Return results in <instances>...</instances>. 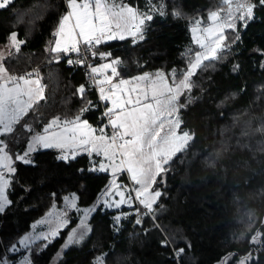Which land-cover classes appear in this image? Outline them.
Here are the masks:
<instances>
[{"label": "trees", "instance_id": "16d2710c", "mask_svg": "<svg viewBox=\"0 0 264 264\" xmlns=\"http://www.w3.org/2000/svg\"><path fill=\"white\" fill-rule=\"evenodd\" d=\"M126 1L141 13L163 4L165 14L152 12L143 40L98 45V56L110 53L111 59L122 61L118 78L125 79L152 72L170 75L173 70L179 77L188 67L189 55L197 51L190 23L220 9V0ZM252 2L257 7L248 26L239 23L236 32L225 31L229 47L219 53L223 58L204 61L208 66L192 77V102L180 117L181 130L194 139L157 177L152 190L162 195L152 218H141L143 208L135 203L118 210L98 203L110 175L91 170L87 155L63 160L59 151L48 149L35 151L27 158L29 163L18 159L30 138L54 117L70 120L87 107L82 120L96 128L106 123L91 80L79 67L68 66L63 53L50 50L67 13L66 0H12L0 9L5 66L16 75L38 72L45 96L13 132L0 136L14 169L5 174L8 203L0 213V264L6 259L15 264L24 252L10 254L6 249L16 247L34 222L71 194L79 207H93L94 212L86 238L64 251L56 264H94L100 256L103 264H238L245 258L246 264H264V7L258 0ZM13 32L23 41L19 52L9 47ZM235 65L239 67L234 69ZM187 95L180 97L181 103ZM242 131L248 134L241 136ZM216 152L221 153L219 158ZM117 181L128 184L124 173ZM117 212L122 214L119 222L114 218ZM137 216L140 223H135ZM76 222L72 214L57 238L34 243L31 264H51ZM257 232L261 242L251 243ZM164 238L174 249H184L178 262Z\"/></svg>", "mask_w": 264, "mask_h": 264}, {"label": "snow or ice", "instance_id": "6c2138e0", "mask_svg": "<svg viewBox=\"0 0 264 264\" xmlns=\"http://www.w3.org/2000/svg\"><path fill=\"white\" fill-rule=\"evenodd\" d=\"M10 3L12 0H0V9L6 8ZM66 3L69 11L59 21L54 33L58 39L54 41L50 50L65 54L74 52L82 57L75 61L80 64L86 59L81 45L84 52H91L93 57H97L94 49L105 41L131 37L133 43H136L144 39V25L146 21L153 19L152 12H157L161 16L165 14L163 4L151 7L149 12L141 13L134 7L124 4L122 0H66ZM258 4L264 7V0H258ZM256 7L257 3H253L252 0H220V8L222 10L227 8L223 17L219 11H211L207 18L211 23L203 28L200 27L203 21L196 20L192 31L194 34L200 32V35L194 36L200 51L189 55L188 67L179 77L173 70L170 75L156 72L128 79H116L120 76L118 66L122 63L119 59H112L100 66H89V78L98 87L100 100L111 103L104 112L107 124L97 130L87 120H82L81 116L88 110L87 107L82 108L80 114L70 120L54 117L44 128L43 135L33 136L28 152L34 151L39 145L44 148L67 149L72 158L79 152L102 156L107 163H100L99 170L111 168L112 186L117 188L116 194L120 197L115 206L132 204L131 193L125 198L124 191L120 190L115 180L118 171H126L134 184L139 186L133 189L135 199L139 200L146 214L154 213L153 206L162 195L159 190H152L157 177L168 170L166 166L173 157L186 151L194 139L189 131L181 130L183 121L180 117L181 110L186 109L192 102L190 95L194 87L192 77L202 66H208L204 61L223 58L219 53L229 47L225 44L227 39L225 29L236 32L237 21L241 27L246 28L254 18ZM175 15L179 17L181 13L177 11ZM235 39H239L238 33ZM22 43L23 41L17 39L15 32L10 34V48L19 52ZM109 56L110 53H99L101 60H107ZM5 58V54L0 52V136L13 132L14 125L45 99L39 73H26L20 76L11 74L4 64ZM68 63L72 64L74 61L68 60ZM238 67L235 65L234 69ZM78 92L83 98L85 88L81 86ZM186 93L188 94L186 101L181 103L180 97ZM109 126L112 129L110 136L106 134V128ZM54 127H62V131L49 135L50 129ZM247 134L246 131L241 132V136ZM6 148L7 145L0 139V170L7 169L11 173L14 169L11 167V157L5 151ZM27 155L28 153H25V156L18 159L29 163L30 161L25 159ZM214 155L219 158L221 153L216 152ZM60 158L66 160L69 156L61 155ZM211 163L214 165L215 161L212 160ZM7 184L4 172L0 171V212L4 211L8 203L4 194ZM90 211L92 209L85 210V219ZM119 219L120 217H116L117 222ZM137 223L140 221L137 220ZM81 227L87 231L84 221H81ZM50 235L55 236L56 231H52ZM83 235V232L78 234L74 231L65 247L78 242ZM260 237L261 233L257 232L251 238V243L259 244ZM43 238L48 239L47 236ZM28 240L29 238L25 237L21 243L26 245ZM183 251L182 248L177 249L176 255L179 256ZM247 259L241 261V264H246ZM96 264H103V258H97Z\"/></svg>", "mask_w": 264, "mask_h": 264}, {"label": "crops", "instance_id": "0c3cea01", "mask_svg": "<svg viewBox=\"0 0 264 264\" xmlns=\"http://www.w3.org/2000/svg\"><path fill=\"white\" fill-rule=\"evenodd\" d=\"M126 39H127V38H126ZM124 40H125V39H124ZM115 41H117V40H115ZM118 41H121V40H118ZM103 53H104V52H103ZM110 60H112L110 57H108L107 60H101V59L99 58V56H98L97 65H96V66H100V65H102L103 63L109 62ZM153 73H156V72H152V73H150V74H153ZM143 74H144V73H143ZM140 75H141V74H140ZM116 79H119V78L117 77ZM113 82L115 83L116 81L114 80ZM105 102L107 103V108L111 106L110 101H105ZM52 119H53V118H52ZM52 119H50V120L45 124L44 128L50 123V121H51ZM62 120H64V119H62ZM92 127H93V126H92ZM44 128H43V130L41 131V133H38V134H36V135H43V134H44ZM93 128H96V127H93ZM96 129L99 130L98 127H97ZM60 131H62V127H54V128H52V129H50V131H49L48 134L51 135L53 132H60ZM34 136H35V135H34ZM32 138H33V136L30 138V140H29V142H28V144H27L26 150H25L24 154L22 155V156H25V153H28V155L25 157V159H27V158H28L31 154H33L35 151H38V150H48V149H52V150H57V151H59V152H60V156H61V155H68L69 158L66 159V160L74 159V158H72V155L70 154V152H69L67 149H65V150H61V149L54 148V147H53V148H44V147H42V146L37 145V146L35 147V150L29 153V152H28V147H29V145L32 143ZM79 154H81V152H79L78 154H76L75 157H77ZM88 156H89V158H90V160H91V163H92L91 168H90L91 170H92V169H95V170L98 171V172H104V173H107V172H105V171H100V170H99V165H100V163H107V162L104 160V158H103L102 156H98V155H96L95 153H92L91 155H88ZM19 157H21V156H19ZM19 160H21V159H19ZM63 160H65V159H63ZM22 161H23V160H22ZM11 164H12V161H11ZM0 171H3V172H4V175L8 173L7 169H2V170H0ZM122 173H124V174L126 175L128 182L131 183L135 188H138V187H139L138 185H135V184H134V182L130 179V174L127 173V172L125 173V171H124V172L122 171L120 174H116V175H115V180H116V183H117L118 185H119L120 183H118L117 178H118ZM108 174H109V173H108ZM109 175H110V174H109ZM111 180H113V176L110 175V181H111ZM4 194H5V192H4ZM73 204H74L75 206H73ZM6 205H7V204H6ZM6 205H5V207H6ZM5 207H4V209H5ZM88 209H92V211L88 212V214H87V218L85 219V210H88ZM93 212H94V208H93V207H85V208L79 207V206L77 205V198H76L75 195L71 194V195H67V196H65V197L63 198V202H62V204H61L60 207H57V206H56V207H55V206L52 207V208H51V209H50V210H49V211H48L43 217H41L39 220H37L36 222H34V223L31 225V228H30V230H29L28 233H26L25 235H23V236L20 238V240L18 241L17 246H18V250H19V251H23L24 254L21 255V257L15 262V264H18L19 261L21 260V258L26 254V252H25L26 248H25V246L22 247L23 244L21 243V241L24 240L23 238H25V236H27V235L29 236V235L33 234V235H36V237H39L42 233H45L46 230H52L50 227L52 226L51 224L54 223V224H56L55 226L58 225V229L55 230V231H56V237L51 235V236H50V239H51V238L55 239V238L58 237L57 235L59 234V232H60L61 230L65 229V228L68 226V224H69V219L72 217V214H73V217L77 219V222H76V224L74 225V227H72L71 230L69 231V233H70L69 236H71L72 233H73L74 231L77 232L78 234L83 232L84 235H83V238L80 239L78 242H73L72 244H69V247H68V248L65 247V244H63V245H62V247H63V251H66V250L70 249V248H71L72 246H74V245L80 244V243L84 240V238H86V236H87L88 233H89V227H87V231H85V229L81 227V222H80V220H81V221H84L85 224H86V223L88 224L89 218H90V216L92 215ZM0 213H2V212H0ZM64 221H66V223H63ZM79 222H80V224H79ZM67 236H68V235H67ZM54 237H55V238H54ZM66 238H67V237H66ZM39 241H44V242H46L44 239H40V240H38L37 242H39ZM67 244H68V239H67ZM62 247H61V248H62ZM29 259H30V258H29ZM5 262L11 264L9 260H4L3 263H5ZM3 263H2V264H3ZM238 264H241V261H240Z\"/></svg>", "mask_w": 264, "mask_h": 264}, {"label": "rangeland", "instance_id": "374dc122", "mask_svg": "<svg viewBox=\"0 0 264 264\" xmlns=\"http://www.w3.org/2000/svg\"><path fill=\"white\" fill-rule=\"evenodd\" d=\"M122 2L124 3V4H127L128 5V3H127V1L126 0H122ZM66 6H67V3H66ZM128 6H130V5H128ZM69 11V9H68V7H67V12ZM214 11H219L220 12V15H221V17H223V15H224V13L227 11V8H225V9H217V10H214ZM208 15H209V13L207 14V16L205 17V18H203V19H196V20H201V21H203V23L200 25V27L201 28H203V27H206V26H208L211 22L210 21H208ZM196 20H194V21H192L191 23H190V25H189V33H190V35H191V38H192V41H193V43H194V47L196 48V50L197 51H200V49H199V47H198V45L195 43V39H194V36L195 35H200V32L198 31L197 33H193V31H192V28H193V26H194V22L196 21ZM240 22L239 21H237V24H239ZM227 30H230V29H225V31H227ZM224 34H225V32H224ZM56 37V36H55ZM128 38H131V37H128ZM127 38V39H128ZM56 39H58V37H56L55 38V40ZM117 41L119 40V39H116ZM113 41H115V40H110V41H105V42H103V43H110V42H113ZM64 54V53H63ZM178 154V153H177ZM105 172H107V173H109L111 176H113L112 175V171H111V168L109 167V168H107V170H105ZM122 171H118L116 174H120ZM124 172V171H123ZM125 173H126V171H125ZM112 181L113 180H111V181H109V184L107 185V187L104 189V191L99 195V197H98V203H102L103 205H105V207H107L108 209H115V207L113 206V205H110V204H108L107 203V195H108V193L111 191V189L114 187V186H112ZM116 185H118L117 183H116ZM134 187V186H133ZM135 188V187H134ZM134 204V203H133ZM133 204H131V205H133ZM131 205H129V204H126L125 205V207H131ZM70 220V219H69ZM80 222H81V220H80ZM80 222H79V224H80ZM52 226L50 227L52 230H46L45 231V233H42L39 237H36V235H33V234H31V235H27V236H25V237H28L29 238V240L27 241V244L25 245V244H23V246L22 247H24L25 246V248H26V250H25V252H26V254L21 258V260L19 261V263L18 264H31V261H30V259H29V252H30V247L34 244V243H36L38 240H40V239H44L43 237H45V236H47L48 237V239H44L45 241H46V243H49L50 241H52V240H54L53 238H51L50 239V233L52 232V231H55L56 229H58V225L57 226H55L56 224H54V223H52L51 224ZM86 225H87V227H88V224L86 223ZM69 234L70 233H68V236H67V238L65 239V241H64V243L63 244H67V239L69 238ZM53 236V235H52ZM58 236V235H57ZM55 237H56V235H55ZM54 237V238H55ZM23 239H25V238H23ZM45 243V244H46ZM42 246H44V245H42ZM41 246V247H42ZM68 247H69V245H68ZM67 247V248H68ZM12 249H17L18 250V246H14V247H11ZM64 251H63V247L62 248H60V250L58 251V253L56 254V256L54 257V259L52 260V263L51 264H56V262L60 259V257H61V255H62V253H63ZM100 257H102V256H100ZM99 257V258H100ZM7 260V259H6ZM96 262H97V260H96ZM96 262L94 263V264H96ZM3 264H9V263H3Z\"/></svg>", "mask_w": 264, "mask_h": 264}, {"label": "built area", "instance_id": "2783aa9c", "mask_svg": "<svg viewBox=\"0 0 264 264\" xmlns=\"http://www.w3.org/2000/svg\"><path fill=\"white\" fill-rule=\"evenodd\" d=\"M147 22V21H146ZM133 31H135V29H133ZM98 46L95 47L94 51H96ZM81 49H82V53H83V56L86 57V59L84 60V63L83 64H80V63H75V61H77L78 59H81L82 57L80 56H77L76 53L74 52H69L67 54L64 53V58H65V62L68 66H72V65H75L77 67H79L81 69V72L84 74V76L88 79L89 78V72H90V67L89 66H96L97 65V60H98V55L97 57H93L91 55V52H84L83 50V45H81ZM97 52V51H96ZM68 60H72L74 61V63L72 64H69L68 63ZM26 74V73H24ZM24 74H21V75H24ZM16 75V74H14ZM17 76H20V75H17ZM91 82L93 83V86L95 88V92H96V95H97V99H98V102L101 106V116L103 117L105 123L107 124V118L104 116V112L106 111L107 109V103L105 101H101L100 98H99V91H98V87L95 85L94 81L92 79H90ZM107 133L108 135L110 136L112 134V129L111 127H107ZM83 155H89L88 153H85V152H81ZM119 185H125L126 188H127V196L126 198L129 197V194L131 193V196H132V203H135L136 205H138L139 207H142L143 206L139 203V200L135 199V191H133L134 187L131 183L128 182V184H119ZM127 203H125L126 205ZM114 210H118V209H114ZM122 214L121 212H117L115 215H114V218L116 219V217H120ZM140 217L141 218H152V214H146V210L143 208L141 214H140ZM164 243L167 244L171 250H172V255H173V258L176 262H178V258L179 256L176 255V250L177 249H174L173 246L171 245V243L166 239L164 238ZM6 251L10 254H16L18 252L17 249H12V248H7Z\"/></svg>", "mask_w": 264, "mask_h": 264}, {"label": "water", "instance_id": "95a60500", "mask_svg": "<svg viewBox=\"0 0 264 264\" xmlns=\"http://www.w3.org/2000/svg\"><path fill=\"white\" fill-rule=\"evenodd\" d=\"M120 186V190L124 191V195L125 198L127 196V188L125 185H119ZM117 193V188L114 186L111 191L108 193L107 195V203L110 205H113L115 207V209H121L123 207H125V203L124 204H120L119 207H116L115 204L119 202L120 197L116 194ZM139 219V216L136 217L135 223H137V220Z\"/></svg>", "mask_w": 264, "mask_h": 264}]
</instances>
